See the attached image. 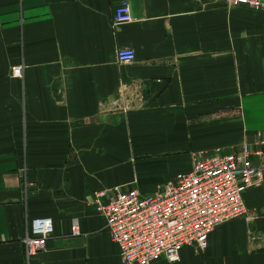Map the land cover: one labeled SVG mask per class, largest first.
<instances>
[{
  "label": "crops",
  "instance_id": "obj_1",
  "mask_svg": "<svg viewBox=\"0 0 264 264\" xmlns=\"http://www.w3.org/2000/svg\"><path fill=\"white\" fill-rule=\"evenodd\" d=\"M120 1L0 0V264H121L95 190L153 192L195 152L264 139V11L128 0L133 21L115 25ZM124 47L133 62L117 61ZM242 196L255 217L153 264H264V187ZM38 217L53 234L27 261Z\"/></svg>",
  "mask_w": 264,
  "mask_h": 264
},
{
  "label": "built area",
  "instance_id": "obj_2",
  "mask_svg": "<svg viewBox=\"0 0 264 264\" xmlns=\"http://www.w3.org/2000/svg\"><path fill=\"white\" fill-rule=\"evenodd\" d=\"M246 2L264 6V0L237 1ZM131 21L130 3L121 0L113 22L119 25ZM116 57L120 63H130L135 51L118 48ZM21 73V65L12 68V75L20 77ZM251 186L264 187V149L255 151L244 144L230 152L216 149L196 153L189 171L178 172L153 192L116 188L110 198L104 190H95L92 197L119 249L121 264H153L159 258L172 263L179 260L186 245L204 250L209 233L220 224L255 217L257 211L246 207L242 196ZM70 233L81 234L77 221L72 223ZM52 234L51 217L26 221L22 243L27 261L46 249Z\"/></svg>",
  "mask_w": 264,
  "mask_h": 264
},
{
  "label": "rangeland",
  "instance_id": "obj_3",
  "mask_svg": "<svg viewBox=\"0 0 264 264\" xmlns=\"http://www.w3.org/2000/svg\"><path fill=\"white\" fill-rule=\"evenodd\" d=\"M216 1H218L219 3L224 4L226 6H238V5H242V6L248 7L251 10L264 11V6L263 7H255V6H252V5L248 4V2H246V3H237L238 0H216ZM244 144H247V145L253 147V149H255V151H259V150H263L264 149V139L260 140L259 142L255 143V144H251V143H248L247 141H244L236 149L240 148ZM196 153H198V152H195L194 155ZM208 153H210V152H208Z\"/></svg>",
  "mask_w": 264,
  "mask_h": 264
}]
</instances>
